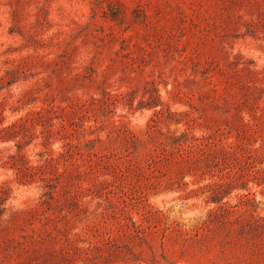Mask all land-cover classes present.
I'll return each mask as SVG.
<instances>
[{
  "label": "rangeland",
  "instance_id": "374dc122",
  "mask_svg": "<svg viewBox=\"0 0 264 264\" xmlns=\"http://www.w3.org/2000/svg\"><path fill=\"white\" fill-rule=\"evenodd\" d=\"M264 264V0H0V264Z\"/></svg>",
  "mask_w": 264,
  "mask_h": 264
},
{
  "label": "bare ground",
  "instance_id": "6f19581e",
  "mask_svg": "<svg viewBox=\"0 0 264 264\" xmlns=\"http://www.w3.org/2000/svg\"><path fill=\"white\" fill-rule=\"evenodd\" d=\"M181 264V263H180Z\"/></svg>",
  "mask_w": 264,
  "mask_h": 264
}]
</instances>
